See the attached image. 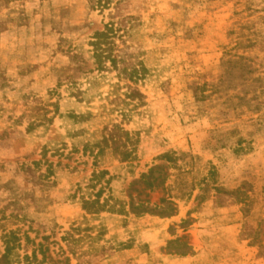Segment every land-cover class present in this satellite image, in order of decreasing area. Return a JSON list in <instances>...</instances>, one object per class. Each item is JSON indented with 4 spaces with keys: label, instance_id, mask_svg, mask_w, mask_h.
<instances>
[{
    "label": "rangeland",
    "instance_id": "1",
    "mask_svg": "<svg viewBox=\"0 0 264 264\" xmlns=\"http://www.w3.org/2000/svg\"><path fill=\"white\" fill-rule=\"evenodd\" d=\"M98 3L0 0V264H264V0Z\"/></svg>",
    "mask_w": 264,
    "mask_h": 264
},
{
    "label": "trees",
    "instance_id": "2",
    "mask_svg": "<svg viewBox=\"0 0 264 264\" xmlns=\"http://www.w3.org/2000/svg\"><path fill=\"white\" fill-rule=\"evenodd\" d=\"M114 0H99L98 5L102 9H107L111 6ZM113 35H115L113 25L105 27V31L101 33H96L92 47L94 49V59L97 63L99 70H105L107 67L106 63H109L113 70L119 71V77L128 80L129 82H136V75L138 73L136 67L132 68H122L119 69L117 60L113 57V50L111 48V42ZM130 88V87H129ZM117 132L122 136L127 137L128 133L123 131L121 128L116 127ZM116 131V130H115ZM103 144L106 146V149L110 148L117 154L119 152L122 157V161H127L132 152L129 151L125 143H121L120 139L116 137V134H110L109 137H106L103 141ZM103 151V149H102ZM176 242V241H175ZM7 243L5 254L2 256L1 260L3 262H8L10 256L12 255L13 249L8 246ZM172 244V243H171ZM26 259H28L26 257Z\"/></svg>",
    "mask_w": 264,
    "mask_h": 264
},
{
    "label": "crops",
    "instance_id": "3",
    "mask_svg": "<svg viewBox=\"0 0 264 264\" xmlns=\"http://www.w3.org/2000/svg\"><path fill=\"white\" fill-rule=\"evenodd\" d=\"M178 240V239H176ZM175 240V241H176ZM174 242V241H168L167 243V249H163L162 247H156V246H153V249L150 248V250L153 252V264H156V263H159V264H163L164 261H168L170 258H172L173 256H176V257H181V258H186L189 254L188 253H183V254H176V253H172L169 250V246L170 244ZM191 263H194V264H199V262H201V264H206L204 263L205 261L208 262V264H222L223 260L222 259H219L218 257L216 256H211L209 254H206V252L204 253H195V252H191Z\"/></svg>",
    "mask_w": 264,
    "mask_h": 264
}]
</instances>
